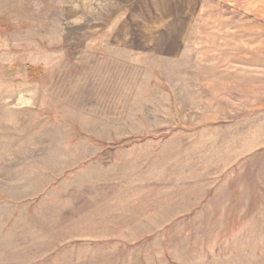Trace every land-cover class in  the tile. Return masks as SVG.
I'll list each match as a JSON object with an SVG mask.
<instances>
[{"label": "rangeland", "instance_id": "374dc122", "mask_svg": "<svg viewBox=\"0 0 264 264\" xmlns=\"http://www.w3.org/2000/svg\"><path fill=\"white\" fill-rule=\"evenodd\" d=\"M0 264H264V0H0Z\"/></svg>", "mask_w": 264, "mask_h": 264}, {"label": "trees", "instance_id": "16d2710c", "mask_svg": "<svg viewBox=\"0 0 264 264\" xmlns=\"http://www.w3.org/2000/svg\"><path fill=\"white\" fill-rule=\"evenodd\" d=\"M37 70H38V71H40V69H39V68H38Z\"/></svg>", "mask_w": 264, "mask_h": 264}]
</instances>
